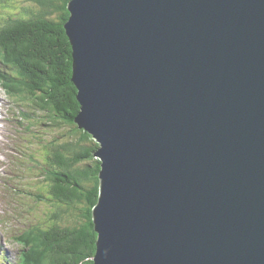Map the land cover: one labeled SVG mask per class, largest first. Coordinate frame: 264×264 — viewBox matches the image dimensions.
I'll return each mask as SVG.
<instances>
[{
  "label": "water",
  "instance_id": "1",
  "mask_svg": "<svg viewBox=\"0 0 264 264\" xmlns=\"http://www.w3.org/2000/svg\"><path fill=\"white\" fill-rule=\"evenodd\" d=\"M67 9L94 264H264V0Z\"/></svg>",
  "mask_w": 264,
  "mask_h": 264
},
{
  "label": "trees",
  "instance_id": "2",
  "mask_svg": "<svg viewBox=\"0 0 264 264\" xmlns=\"http://www.w3.org/2000/svg\"><path fill=\"white\" fill-rule=\"evenodd\" d=\"M30 1L37 11H26L24 19H8L7 27L0 29V62L4 67L0 65V81L17 84L23 101L35 109L33 113L25 109L27 117L19 114L20 107L17 117L29 121L31 114H41L38 124L63 125L68 137L60 134L41 147V184L30 196H35L43 210L34 219L36 225L24 234L14 233L13 239L20 246L23 264H94L98 235L92 213L98 202L100 173V161L94 155L99 145L74 122L80 106L71 82L72 48L65 30L70 0ZM14 24L16 29L10 28ZM7 31L12 33L10 37ZM13 67L18 75L24 72L28 78L24 75L11 80Z\"/></svg>",
  "mask_w": 264,
  "mask_h": 264
},
{
  "label": "rangeland",
  "instance_id": "3",
  "mask_svg": "<svg viewBox=\"0 0 264 264\" xmlns=\"http://www.w3.org/2000/svg\"><path fill=\"white\" fill-rule=\"evenodd\" d=\"M33 3L30 0H0V29L9 21V18L24 19L26 11H28V13L31 10L37 11V7H35ZM12 24L13 23H8L9 26ZM16 26L17 25L14 24V26L10 28L16 29ZM5 27L7 26H4L3 29ZM10 32H6L7 37L11 36L12 33ZM1 63L2 61L0 62V65ZM1 66L0 68L3 67ZM11 72V80H19L24 75L27 78L29 76L24 72L18 75V69H15L14 67L11 69ZM9 83L5 85L0 81V85L7 88V92L5 93L0 86V116L3 122V133L0 134V140L3 136L2 138L5 143L1 147L2 149H5L6 146L10 144L9 149H6V154H4V164H6L7 169L10 164H12L13 168L11 171L9 168V185L8 188L2 191L3 200L1 201L2 205L10 203L9 211L14 213L12 225L15 233L17 234L19 232H23L25 227H28L31 222L34 223V219H37L41 214V210H43L42 207L37 205L35 196H30V193L36 194L33 190L41 184V182L38 181L40 176H42L40 175L42 169L40 170V167H38V163L41 158V147H43L44 144H49L54 137H57L60 134H62L63 138L66 139L68 137V130L63 127V125H59L57 128L52 127L53 125L48 122L38 124L36 120L43 118V115L41 114H31L29 121L25 117H13V112L15 113V110H17L18 113V111H20V107L22 110L19 114L27 117L28 114L25 112V109L30 108V112L32 113V110L35 109H32V106L26 101H23L24 99L21 93L22 91H20V87L17 86V84L14 85L15 83L13 82ZM15 119L19 122H23V125L18 124ZM3 140L1 141L2 143ZM12 144L16 145L15 147L18 151L12 147ZM18 182H20L17 186L19 189L18 200L23 199L19 202L21 209L18 207V203L13 201L17 198L12 194L11 190H9L10 188L14 189V185ZM43 207L48 208V206ZM10 212L9 214H11ZM19 214H23V218ZM23 219H26V221H23ZM34 225H36V223H34ZM7 228L12 229V226L9 225ZM11 235L12 234L10 232V236ZM1 243L5 249L10 252L13 251L16 253L20 250V247L13 238L8 242L12 251L5 246L2 239Z\"/></svg>",
  "mask_w": 264,
  "mask_h": 264
},
{
  "label": "bare ground",
  "instance_id": "4",
  "mask_svg": "<svg viewBox=\"0 0 264 264\" xmlns=\"http://www.w3.org/2000/svg\"><path fill=\"white\" fill-rule=\"evenodd\" d=\"M70 16V15H69ZM3 91V90H2ZM16 111L17 110H15V113L13 112V117H17L18 115L16 114ZM11 119V118H10ZM18 124H20V125H23V122H17ZM3 122H2V118H1V116H0V134L1 133H3V131H2V127H3ZM3 137V136H2ZM1 137V140H0V147H2L1 146V141L3 140V138ZM3 142H4V140H3ZM16 145L15 144H12V147L13 148H15L17 151H18V149L15 147ZM1 152H2V150H1ZM2 176H7L6 178H5V182H4V185L5 186H8L9 185V167H8V169H5V171H3L2 173H0V188H1V186L3 185V180H2ZM15 186V188H14V190H16V185H14ZM16 196H18L19 197V194L18 193H16ZM1 199V198H0ZM2 200V199H1ZM0 224H1V216H0ZM32 224H34V223H30L29 224V226L28 227H25V229L23 230V232H21L22 234H24L28 229L30 230V227H31V225ZM4 264H5V262H4Z\"/></svg>",
  "mask_w": 264,
  "mask_h": 264
}]
</instances>
